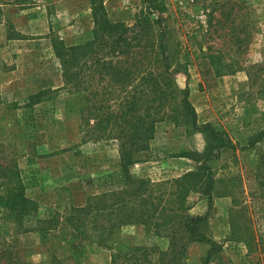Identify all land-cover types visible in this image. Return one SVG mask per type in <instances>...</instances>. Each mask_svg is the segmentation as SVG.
Returning <instances> with one entry per match:
<instances>
[{"label":"rangeland","instance_id":"rangeland-1","mask_svg":"<svg viewBox=\"0 0 264 264\" xmlns=\"http://www.w3.org/2000/svg\"><path fill=\"white\" fill-rule=\"evenodd\" d=\"M104 1L111 21L128 25L142 6V0ZM165 1L168 53L178 85L189 86L197 125L181 110L177 121L158 122L146 157L131 173L158 181L207 159L216 179L212 206L200 192L188 203L190 214H207L203 230L221 245L209 262L264 264V181L256 173L264 136L255 141L264 130V0ZM93 26L90 0H0V163L19 170L39 206L21 226L0 211V252L23 264H112L114 251L141 246L147 250L133 264H205L206 240L192 241L172 263L160 253L169 237L142 224L109 230L94 225L92 216L80 228L66 221L91 195L122 185L118 146L82 142L80 93L48 91L25 103L63 85L53 39L79 43ZM207 123L233 145L213 149L212 134L200 128ZM39 218L51 219L39 223L47 228L38 227Z\"/></svg>","mask_w":264,"mask_h":264},{"label":"trees","instance_id":"trees-1","mask_svg":"<svg viewBox=\"0 0 264 264\" xmlns=\"http://www.w3.org/2000/svg\"><path fill=\"white\" fill-rule=\"evenodd\" d=\"M90 2L94 22L92 35L75 44H67L60 37L53 39L63 85L57 89H42L29 96L25 103L39 102L48 91L63 89L80 93L84 97L81 105L82 142L118 146L122 185L91 195L86 204L73 208L66 221L80 228L86 224V218L92 216L94 225L109 230L127 224H142L147 231L169 237V248L160 253L169 255L172 263L184 258L192 241L206 240L210 248L205 264H211L210 258L221 250V245L203 230L207 214H190L188 203L192 192H200L208 197L209 207L212 206L216 179L207 159L194 170L158 181L135 176L130 170L133 164L146 157L158 122L166 118L177 121V112L181 110L192 124L197 125L198 114L189 98V86L181 88L178 85V70L172 68L168 53L166 28L163 26L166 1L142 0L133 25L111 21L104 0ZM149 34L151 36H147ZM200 128L212 134L216 141L213 149L222 150L233 145L211 124ZM263 136L264 130H261L255 141ZM3 164L0 163V175L4 176L0 180V211L21 226L26 217L38 215V202L27 195V186L19 170ZM256 173L264 181V155L256 164ZM38 220L40 228H47L46 225L40 226L41 221H51L46 218ZM141 249L147 250L130 246L125 252L114 251L112 264H119V261L130 263L133 259L132 264L135 263L140 258L137 252ZM1 260L7 264H23L18 257L3 251L0 252Z\"/></svg>","mask_w":264,"mask_h":264}]
</instances>
